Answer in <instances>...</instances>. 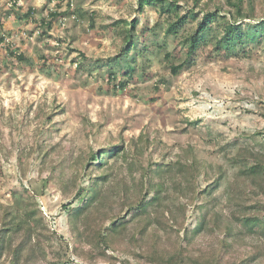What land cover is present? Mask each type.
Here are the masks:
<instances>
[{"label":"rangeland","instance_id":"1","mask_svg":"<svg viewBox=\"0 0 264 264\" xmlns=\"http://www.w3.org/2000/svg\"><path fill=\"white\" fill-rule=\"evenodd\" d=\"M9 1L0 0V208L16 192L30 190L48 226L43 241L49 255L42 264L56 258L62 264H217L223 251L219 231L193 247L181 242L204 214L203 195L193 203L181 200L188 219L179 229L180 246L166 252L175 236L162 233L163 243H155L147 257L140 243L124 250L109 240L103 243L108 248L91 254L71 233L62 205L74 202L82 187L74 205L90 196L88 178L98 171H85L82 162L92 148L121 145L125 153L110 163L128 184L148 163L177 170L196 156L204 164L205 184L218 165L228 169L244 146H264V42L230 58L216 57L213 46L202 48L174 75L171 63L187 59L188 48L164 33L158 23L168 17L155 7L141 9L139 0ZM254 1L264 18V0ZM181 3L199 14L185 32L194 31L204 13L229 7L226 0ZM29 8L36 20L24 18ZM54 10L67 14L51 29L42 28L41 18ZM135 20L138 35L125 53V30ZM129 62L135 76L127 75L124 90L115 89L112 70L126 79ZM225 208L224 228L240 226L239 215ZM245 248L241 241L234 253ZM2 263L9 264L7 257Z\"/></svg>","mask_w":264,"mask_h":264},{"label":"trees","instance_id":"2","mask_svg":"<svg viewBox=\"0 0 264 264\" xmlns=\"http://www.w3.org/2000/svg\"><path fill=\"white\" fill-rule=\"evenodd\" d=\"M181 1L139 0L141 9L148 5L166 14L167 22H159L158 25L167 36L181 38L188 48L187 59L178 64L171 63L174 75L191 65L202 48L213 46L216 57L230 58L233 55H248V46L264 42V18L260 19L256 14L254 0H226L228 8L221 6L204 13L195 30L188 32H185L187 26L196 21L199 14L194 8L186 11ZM198 3L199 0H196V6ZM66 14L58 10L50 11L48 16L41 18L40 24L44 29H51L54 21ZM24 15L28 20L37 19L33 8H29ZM124 22L129 25L127 20ZM137 23L138 20H135L131 28L126 27L125 53L131 49L132 40H136ZM0 41L4 38L1 37ZM11 53L20 60L26 59L25 54L18 50H11ZM167 56L170 54L167 53ZM128 65L126 79H119L116 70H112L115 89L124 90L129 84V77L135 76V64L129 62ZM123 151L121 145L92 148L83 158L85 171L92 167L98 171L88 178L90 196L81 199L84 204L74 205L85 190L82 187L74 202L62 205L68 214L70 231L79 245L87 246L91 254H96L108 248L103 246L106 240L113 241L124 250L128 249V245L140 243L143 245V256L147 257L155 243H163L162 233L168 237L175 236L173 247L164 248L168 252L177 249L183 240L193 247L200 239L219 231L223 235V251L217 264H264V146H244L230 158L228 169L218 165L213 180L205 184L200 181L204 164L196 156L191 161L189 159L188 165L177 170L148 163V168L145 170L142 167L140 176L133 177V182L128 184L119 178L115 165L110 163V158L120 157L125 153ZM168 175H172L171 179ZM202 195L204 214L189 236L180 242L179 229L188 219L187 209L182 206L181 200L193 203ZM33 200V194L26 189L16 192L13 202L4 209L0 208V264H5L2 262L6 257L9 264H42L47 259L48 247L43 238L48 226ZM225 207L239 215L237 222L240 226L229 223L224 228ZM241 241L246 243L245 251L236 254V246ZM48 264L62 263L56 258Z\"/></svg>","mask_w":264,"mask_h":264},{"label":"built area","instance_id":"3","mask_svg":"<svg viewBox=\"0 0 264 264\" xmlns=\"http://www.w3.org/2000/svg\"><path fill=\"white\" fill-rule=\"evenodd\" d=\"M14 1V0H13ZM13 3H12V0L11 1H9V5H12Z\"/></svg>","mask_w":264,"mask_h":264}]
</instances>
